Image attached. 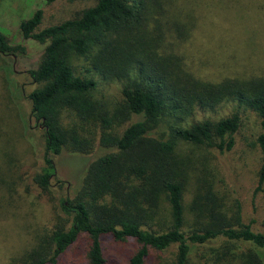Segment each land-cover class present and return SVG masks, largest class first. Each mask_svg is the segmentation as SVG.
<instances>
[{
	"label": "trees",
	"instance_id": "1",
	"mask_svg": "<svg viewBox=\"0 0 264 264\" xmlns=\"http://www.w3.org/2000/svg\"><path fill=\"white\" fill-rule=\"evenodd\" d=\"M60 1L40 0L19 24L23 40L43 47L37 66L28 70L37 85L28 96L31 116L45 131L44 165L35 182L48 190L57 173L55 159L66 152L89 162L72 199L61 205L70 220L59 221L45 250L33 253L28 264H59L78 243L85 244V264H107L105 238L136 244L128 264H150L153 253L171 246V264H190L198 248L210 250L220 263L237 243L250 246L235 258L240 264H264V234L242 221L238 205L226 209L204 155L232 150L245 114L253 113L259 127L255 144L261 154V189L264 78L210 82L184 71L163 47L160 33L149 30L150 22L162 26L169 12L165 0H95L77 17L38 30L42 7ZM175 25L177 32L188 31L187 24ZM20 51L23 47L11 46L0 32L1 55ZM78 59L88 62L86 73L121 82V100L112 112L94 96L97 81L75 73L72 62ZM220 108L229 113L192 118L195 109ZM66 111L76 122H63ZM85 126L94 131L90 139L82 138ZM180 142L198 155H179Z\"/></svg>",
	"mask_w": 264,
	"mask_h": 264
},
{
	"label": "rangeland",
	"instance_id": "2",
	"mask_svg": "<svg viewBox=\"0 0 264 264\" xmlns=\"http://www.w3.org/2000/svg\"><path fill=\"white\" fill-rule=\"evenodd\" d=\"M39 3L40 0H0V32L11 46L23 47L16 56L0 54V264H28L33 253L45 250L44 244L59 221L70 220L61 205L72 199L74 186L80 185L89 162L88 158L66 152L55 159L57 173L48 190H42L35 182L44 165L45 131L31 116L28 96L37 85L28 70L37 66L43 47L33 40H23L19 24ZM94 3L95 0H63L43 6L38 30L77 17ZM164 4L169 12L165 13L162 26L150 22L149 30L160 33L163 47L178 59L184 71L210 82L264 78V0H165ZM175 23L187 24L188 31L177 32ZM72 65L76 74H88V62L78 59ZM87 76L97 81L95 98L112 112L121 100V82L103 80L92 73ZM227 113V108L209 112L195 109L192 118L217 119ZM61 116L64 123L76 122L69 111ZM244 117L232 150L204 155L226 209L233 211L238 205L242 221L254 232L264 234V183L257 190L261 167V154L255 144L258 119L253 113ZM82 129V138L93 136L89 126ZM177 147L181 156L195 158L199 153L185 143L180 142ZM88 157L93 158L94 153ZM102 245L107 264H128L136 251L133 241L105 238ZM249 248L245 243L230 246L220 263L212 259L210 250L198 248L190 256V264H240L235 258ZM84 250V243L76 244L59 264H85ZM174 255L175 247L171 246L153 253L150 264H171Z\"/></svg>",
	"mask_w": 264,
	"mask_h": 264
}]
</instances>
